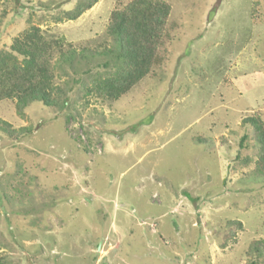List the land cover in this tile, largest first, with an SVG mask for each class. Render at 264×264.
Returning a JSON list of instances; mask_svg holds the SVG:
<instances>
[{
  "label": "rangeland",
  "instance_id": "1",
  "mask_svg": "<svg viewBox=\"0 0 264 264\" xmlns=\"http://www.w3.org/2000/svg\"><path fill=\"white\" fill-rule=\"evenodd\" d=\"M81 1L0 0V52L32 27L59 41L69 101L23 115L0 102V126L32 127L0 131V264H245L264 240L259 148L242 125L264 120V0H164L163 64L117 101L86 95L83 72L106 58L81 53L111 45V15L132 0L66 20Z\"/></svg>",
  "mask_w": 264,
  "mask_h": 264
},
{
  "label": "trees",
  "instance_id": "2",
  "mask_svg": "<svg viewBox=\"0 0 264 264\" xmlns=\"http://www.w3.org/2000/svg\"><path fill=\"white\" fill-rule=\"evenodd\" d=\"M97 2L82 0L75 9L65 13V19L77 20ZM170 14L171 6L164 0H132L123 9L113 12L108 27L111 45L101 51L88 49L81 53L87 62L90 57L86 53L91 58H106L101 65L103 72L93 75L91 68L83 72L90 77L89 84L84 83L86 95L117 101L160 67L164 61L161 48ZM56 48H62L59 41L49 40L40 28L32 27L15 40L10 51L0 52V102L14 101L20 115L33 103L59 110L67 106L69 101L63 98L65 92L56 84L52 62ZM77 55L74 49L67 54L61 52L59 64H72ZM2 124L0 131L10 138L32 133L31 126L14 129L5 121ZM242 125L254 132L252 140L259 148L255 168L264 176V120L260 115H253L244 118ZM247 140L245 135L240 148H244ZM228 226L243 229L238 220L228 222ZM235 235L236 231L232 232V236ZM247 254L249 260L245 264H264V240H253Z\"/></svg>",
  "mask_w": 264,
  "mask_h": 264
}]
</instances>
